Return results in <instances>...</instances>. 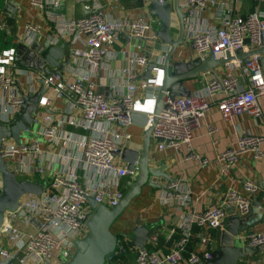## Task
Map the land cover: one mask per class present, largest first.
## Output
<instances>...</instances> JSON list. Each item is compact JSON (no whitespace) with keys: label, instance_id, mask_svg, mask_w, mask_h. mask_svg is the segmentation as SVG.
Listing matches in <instances>:
<instances>
[{"label":"built area","instance_id":"2783aa9c","mask_svg":"<svg viewBox=\"0 0 264 264\" xmlns=\"http://www.w3.org/2000/svg\"><path fill=\"white\" fill-rule=\"evenodd\" d=\"M63 1L29 0L31 6L42 12L59 7ZM78 1L87 14L66 19L51 13L48 17L53 23L49 44L69 43V61L60 72L45 74L47 62L39 60V56L36 70L23 68L18 63L21 45L28 48L41 41L39 24L27 22L14 44L0 51V123H9L22 108L26 92L19 86L21 76L26 79L24 85L28 92L37 90L33 84L35 78L42 79L44 87L34 115L35 127L33 124L23 131L19 142L3 138L0 145L4 165L17 179L25 178L42 185L40 194L24 193L17 209L5 211L0 239H5L8 247H0V264L66 262L74 253L75 241L87 232L86 221L93 212L89 198L111 208L124 194L122 181L134 180L138 174V160L132 161L130 169L116 152L133 144L129 131L131 112L147 113V126L153 120L157 98L154 90L161 89L164 70L162 62H155L151 76L137 79V70L151 61L141 49L132 54L126 52L129 65L121 70L123 77H112L110 49L122 35L155 41L157 27L152 25L157 19L114 18L97 0ZM252 1L254 10L241 15L236 6L243 0H178L179 8L185 13L183 44L192 57L203 61L211 56L225 61L219 65V71L213 68L202 72L211 77L191 95L171 97L166 91L151 132L158 151L185 147L189 150L187 158L207 164V159H200L191 149L194 131L204 121L214 100L225 121L241 114L254 119L261 116L264 62L260 59L264 53L252 51L264 48V10L261 8L264 0ZM209 8L216 11L212 19L205 14ZM172 25L177 28V21ZM239 49L250 53L247 60L238 57ZM98 86L109 89L110 96L99 92ZM56 100L63 102V108L54 105ZM147 103L149 106L144 107ZM207 127L209 133L215 132L213 126ZM262 141L261 136L241 132L234 144L217 154L221 172L228 174L246 153L254 159L260 158ZM1 187L0 179V191ZM243 187L247 193L258 189L252 180L244 181ZM159 200L163 204L187 207L191 192L184 178L171 180ZM250 202L249 197L229 188L217 205L202 212L193 208L182 212L176 223L178 238L168 251L139 249L135 264H204L217 249V242L211 234L202 233L198 249L187 252L193 227L202 230L222 227L229 208L244 214ZM19 209L35 217L38 224L24 221L30 230L17 227ZM234 240L242 246L248 244L264 251V230H253L250 234L239 232ZM151 242H156V236H151ZM119 247H123L120 242ZM242 260L239 259V264Z\"/></svg>","mask_w":264,"mask_h":264},{"label":"crops","instance_id":"0c3cea01","mask_svg":"<svg viewBox=\"0 0 264 264\" xmlns=\"http://www.w3.org/2000/svg\"><path fill=\"white\" fill-rule=\"evenodd\" d=\"M104 5V10L107 14L114 18H129L135 19L140 16H146L148 10V2L146 0H97ZM172 1V0H168ZM254 3L252 0H243L241 5L236 6L237 13L245 15L254 10ZM264 10V5L261 6ZM59 14L63 18L70 19L87 14L83 4L78 0H64L59 7L53 9L49 8L44 12L31 6L29 0H0V27L4 30L7 28L5 34L9 44H14L16 37L23 32L24 25L27 22L39 24L42 27V43L47 34H50V27L53 23L49 20V15ZM210 16V19L216 14V11L209 8L205 12ZM148 17V16H147ZM154 18L155 16L149 15ZM156 18V17H155ZM15 21L16 32L13 34L11 27L7 25V20ZM157 19V18H156ZM176 21L175 16L172 17V23ZM174 26V25H172ZM175 34L171 33L173 37L177 35V28ZM153 41L147 39H134L129 36L122 35L118 42L111 47L112 58L110 60V71L112 77L122 78L121 70L129 65L128 54L140 51L148 55L151 61L161 63L168 48L166 45H156V47H149ZM9 47V46H8ZM140 48V49H139ZM185 44H181L175 51L174 59L190 58L192 54L187 50ZM65 57L58 62L61 64ZM18 63L23 68L36 70L34 67L24 66L21 59L18 57ZM46 69L51 66L47 63ZM146 67L140 68L138 71V78H142ZM215 71L220 70V66L214 68ZM152 72V71H151ZM210 74L200 73L199 75L186 79L184 85L194 92L201 89L206 81L210 78ZM39 79H34L35 88L39 87ZM26 79L21 76L19 79V86L26 92ZM99 92H104L106 96H110V91L106 87L98 86ZM160 90H154V93L159 94ZM261 116L254 119L246 114H241L234 117L231 121H225L217 108V102L214 100L210 104V109L206 113L204 121L194 131V138L192 141V149L199 156L200 159H207L205 165H201L198 159L187 158L189 150L185 147L174 149L167 147L162 151L155 148L156 141L152 138L150 142V164L152 166L164 167V172L169 175V179L156 178L155 181L160 184L159 187L144 186L140 195L136 196L129 206L125 209L123 215L117 219L112 227L113 232L130 233L131 229L136 224L146 225L148 228H155L158 232L156 242L147 241L146 249L161 250L167 252L171 247L174 239L178 238L179 230L176 227L177 220L180 214L188 209H195L197 212H202L207 208L217 205L223 198L225 191L232 188L242 195L249 197L250 201L253 197L261 201L259 210L264 212V100H260ZM54 105L58 108H63V102L56 100ZM215 128V132L209 133L207 125ZM75 130V129H74ZM83 132L82 130H77ZM132 134L133 144L131 149L142 151V140L144 136V129L133 125L129 128ZM251 132L255 135L263 137L260 148L262 155L260 158L254 159L250 153L241 156L236 166L228 174L221 172V162L217 160V154L224 148L234 144L237 136L241 132ZM120 161L125 163L120 157ZM184 178V182L191 192V202L187 207H178L175 204H163L159 200V195L164 191L165 186L173 179ZM125 178L122 181L121 189H127V181ZM252 180L258 189L253 193H247L243 187L244 181ZM234 208L227 210V215L234 213ZM16 225L20 229L30 230L31 227L24 222V220L17 219ZM115 228V229H114ZM252 230H264V221L255 225ZM197 231L198 238L194 242H189L186 251L198 249V242L202 233H209L216 239V229L202 230L198 226L193 227V232ZM193 234V233H192ZM155 236V235H152ZM120 243H130V239L122 237ZM122 245V244H121ZM131 245V244H130ZM1 247H8L5 239H0ZM139 249L129 246L126 255V263L135 264V254ZM185 252V255L187 254ZM119 253V252H118ZM131 256V257H130ZM241 264H264V251L259 250L252 255L243 258Z\"/></svg>","mask_w":264,"mask_h":264},{"label":"water","instance_id":"95a60500","mask_svg":"<svg viewBox=\"0 0 264 264\" xmlns=\"http://www.w3.org/2000/svg\"><path fill=\"white\" fill-rule=\"evenodd\" d=\"M148 10L146 16H155L159 22L155 30V35L159 39L160 45H166L168 48L162 61L164 78L160 92L156 98L153 120L148 124V115L145 112L133 111L130 113V120L133 125L144 129L142 140V151L131 148H123L116 152L126 164L132 169V161L138 160V174L134 180L127 181V189L117 205L108 208L102 204H97L93 198H89L92 214L86 221L87 232L85 235L75 241V250L69 260L62 264H106L112 260L117 252L121 254L126 252L124 247H119L118 235H123L130 239V244L140 250L146 249L147 241H151V236L158 235L155 228H148L143 224H136L132 227L130 233L113 232L112 227L119 219L131 201L141 194L144 186L159 187L160 184L155 181L156 178L169 179V175L164 172L165 165L156 167L150 164V142L151 132L156 122V115L163 106V99L166 91L171 97L181 95H191L192 92L184 85V81L193 78L205 71L219 66L225 60H214L208 56L203 61L199 57L174 59L175 51L183 43L184 35V16L185 13L179 8L178 0L160 3L158 0H146ZM177 21V35L173 37L170 33L172 27V17ZM6 31L7 28H4ZM50 34L42 42H36L31 47L21 45L18 50V57L21 64L28 67H38L39 60L47 62L51 68L45 69V74L60 72L62 67L69 61V43L59 42L56 45L49 44ZM143 39V38H137ZM252 52L264 53V48H258ZM238 57L244 60L248 59L250 53H243L237 50ZM65 57L60 64L58 60ZM229 58V57H228ZM264 62V56L260 59ZM156 66L154 61L148 62L142 78L151 76V70ZM39 87L35 92L24 94V103L22 108L16 113L15 117L7 124L0 123V145L3 138H11L15 142L20 141V135L23 131L31 128L36 123L34 117L38 110V103L44 91L43 80L39 79ZM0 179L2 183L0 191V225L4 220L6 210H15L19 206L20 197L27 192L40 194L42 185L37 181L28 179H17L15 173L7 169L3 159L0 156ZM261 201L252 198L249 210L240 214L234 212L226 216L222 221V227L216 228L217 249L212 253L210 259L204 264H239V259L252 255L259 251L258 247H252L248 244L241 245L234 240V235L239 232L247 231L252 233V228L264 221V212L259 210ZM17 216L24 221L38 224V221L32 215L26 214L23 209L17 210ZM1 247V246H0Z\"/></svg>","mask_w":264,"mask_h":264},{"label":"trees","instance_id":"16d2710c","mask_svg":"<svg viewBox=\"0 0 264 264\" xmlns=\"http://www.w3.org/2000/svg\"><path fill=\"white\" fill-rule=\"evenodd\" d=\"M7 21H8L7 25H8L9 27H11V29H12L13 26H14V28L12 29V32H13V34H14V33L16 32L15 21H14V20H10V19L7 20ZM8 46H9V42H8V40H7V35L5 34L4 30L0 27V51H1L2 49H6V48H8ZM122 237H123V235H118V239H119V240H120ZM197 238H198V236H197V231H195V232H193V234H192V236H191L189 242H190V243H191V242H194ZM119 242H120V241H119ZM121 244H122V246H123V247L125 248V250H126L125 253H127V252H128V249H129V246H131L130 243L128 242V243L123 244V242H122ZM188 246H189V244H188ZM135 255H136V254H135ZM124 263H126V255H125V254H121L120 252L117 253V254L115 255V257H114L112 260L106 262V264H124Z\"/></svg>","mask_w":264,"mask_h":264},{"label":"rangeland","instance_id":"374dc122","mask_svg":"<svg viewBox=\"0 0 264 264\" xmlns=\"http://www.w3.org/2000/svg\"><path fill=\"white\" fill-rule=\"evenodd\" d=\"M155 18V17H154ZM156 19V18H155ZM158 22H157V20L154 22V24L152 25L153 27H158ZM170 31H171V33H173V34H175V28H174V26H172L171 27V29H170ZM11 44H9V46H10ZM156 45H160V42H159V39L157 38L155 41H153L151 44H150V46L149 47H156ZM33 127H35V124L33 125ZM19 179H24V178H20L19 177ZM115 229V228H114ZM131 257V256H130Z\"/></svg>","mask_w":264,"mask_h":264},{"label":"bare ground","instance_id":"6f19581e","mask_svg":"<svg viewBox=\"0 0 264 264\" xmlns=\"http://www.w3.org/2000/svg\"><path fill=\"white\" fill-rule=\"evenodd\" d=\"M144 107H147V106H149V103H147V104H145V105H143Z\"/></svg>","mask_w":264,"mask_h":264}]
</instances>
